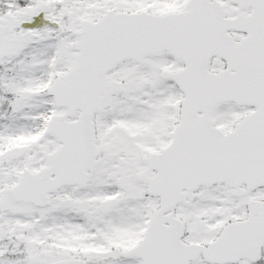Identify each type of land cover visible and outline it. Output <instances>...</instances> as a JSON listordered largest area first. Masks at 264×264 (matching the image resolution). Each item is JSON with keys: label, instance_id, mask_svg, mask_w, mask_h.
<instances>
[{"label": "snow or ice", "instance_id": "obj_1", "mask_svg": "<svg viewBox=\"0 0 264 264\" xmlns=\"http://www.w3.org/2000/svg\"><path fill=\"white\" fill-rule=\"evenodd\" d=\"M0 264H264V0H0Z\"/></svg>", "mask_w": 264, "mask_h": 264}]
</instances>
